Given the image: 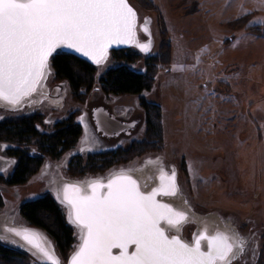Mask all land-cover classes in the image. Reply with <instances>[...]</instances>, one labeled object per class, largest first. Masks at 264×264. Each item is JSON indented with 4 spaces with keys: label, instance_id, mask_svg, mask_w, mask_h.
<instances>
[{
    "label": "rangeland",
    "instance_id": "1",
    "mask_svg": "<svg viewBox=\"0 0 264 264\" xmlns=\"http://www.w3.org/2000/svg\"><path fill=\"white\" fill-rule=\"evenodd\" d=\"M152 1L156 11L146 9L138 0H128L136 11L139 40L152 44L149 51L140 53L132 48L141 57L132 64L108 57L96 66L95 84L84 101L75 100L67 84L54 80L50 70L48 99L16 113L0 108V121L38 113L43 118L38 126L41 133H52L56 124L70 116L83 131L76 146L59 160L43 156L42 166L25 184L8 187L0 183V214H11L16 226H29L18 207L46 194L54 198L49 185L59 176L76 181L105 178L158 160L167 171L176 170L180 193L195 212L215 213L235 229L242 248L231 264H264V36L246 31L251 26L264 27V0ZM142 24L147 26L151 41L140 30ZM163 31L171 47V60L169 66L158 65L152 89L140 96L104 95L98 83L103 72L118 65L143 72L147 59L160 53ZM141 98L161 109L158 150L96 176L70 177L66 166L72 157L85 161L89 154L126 149L143 140ZM49 99L59 100L60 106L50 105ZM128 108L131 110L126 113ZM103 112L115 116L124 128L115 126L118 130L113 129L112 134L103 131L95 121ZM8 148L15 145L0 143L1 177L15 166V160L5 154ZM23 148L32 156H41L34 141ZM61 208L68 222L67 211ZM73 230L72 252L79 244L78 230ZM194 231V225H186L184 239L190 242ZM0 244L19 250L7 242ZM29 258L30 264H43Z\"/></svg>",
    "mask_w": 264,
    "mask_h": 264
},
{
    "label": "snow or ice",
    "instance_id": "2",
    "mask_svg": "<svg viewBox=\"0 0 264 264\" xmlns=\"http://www.w3.org/2000/svg\"><path fill=\"white\" fill-rule=\"evenodd\" d=\"M135 27L136 12L127 0H0V102L17 106L31 96L59 49L96 65L107 60L112 45L136 43L148 52V44L136 41ZM159 181L148 193L123 172L106 183L65 185L57 199L82 239L70 264H231L234 245L226 234L205 230L192 243L169 234L173 228L178 232L187 216L157 199L176 195L174 170L171 175L161 170ZM13 231L44 257V264H60L45 247V237Z\"/></svg>",
    "mask_w": 264,
    "mask_h": 264
},
{
    "label": "trees",
    "instance_id": "3",
    "mask_svg": "<svg viewBox=\"0 0 264 264\" xmlns=\"http://www.w3.org/2000/svg\"><path fill=\"white\" fill-rule=\"evenodd\" d=\"M146 9L156 11L152 0H138ZM247 32L264 36V27L251 26ZM163 44L158 55L149 57L143 72L132 70L126 65L107 68L99 77L98 83L106 96H140L149 92L156 83L158 65L169 66L171 47L166 42V33H161ZM110 59L117 63L132 64L140 59V55L132 48L113 50ZM49 68L54 80L67 84L71 96L84 101L93 89L96 66L71 55L58 52L49 60ZM140 105L145 113V133L142 141L132 142L126 149L116 148L113 151L89 154L84 161L80 156H74L66 166L67 174L72 178L83 179L88 173L96 176L113 166L127 164L135 157L158 150L162 141L161 109L158 105L149 103L144 98ZM43 118L38 113L17 116L0 121V143L15 145L8 148L5 154L15 160V166L6 177L0 176V183L8 186H21L30 176L35 174L43 164V156L59 160L71 151L83 135L81 126L73 116L56 124L50 133H41L38 126ZM34 141L36 151L41 156H32L23 147ZM21 218L27 225L42 230L51 240L60 259L68 260L75 244L74 228L67 222L61 206L52 196L46 194L40 198L22 203L18 207ZM30 255L0 244L1 264H30Z\"/></svg>",
    "mask_w": 264,
    "mask_h": 264
},
{
    "label": "bare ground",
    "instance_id": "4",
    "mask_svg": "<svg viewBox=\"0 0 264 264\" xmlns=\"http://www.w3.org/2000/svg\"><path fill=\"white\" fill-rule=\"evenodd\" d=\"M137 25V21H136ZM136 33V30H135ZM136 41L140 43L141 41L139 40V37L136 33L135 35ZM150 46H152L150 44ZM49 74V72H48ZM48 74L46 77L42 80L41 84H39L37 90L29 97L26 98L19 106H10L7 105L3 102H0V108L5 109L6 111L10 112H17L20 111L21 109L27 108V106L31 104H36L40 103L41 100H43L45 97L48 99V90L46 87V80L48 77ZM56 93V92H55ZM53 95V94H51ZM50 105L58 106L60 104L59 100H50ZM53 103V104H52ZM62 105V104H61ZM60 106V105H59ZM147 164H143L139 168L133 169V170H121V171H116L114 173H125L133 177L139 184L141 190L143 192H147L150 187L153 185V183L156 181L157 175L160 174L161 170L164 171V173L169 174L171 171L176 173L175 169H172L171 171H167V169L163 166L161 162L158 160H151L147 161ZM89 180H83L85 181H90ZM73 182H82V181H76V180H68L65 179L61 176H59L55 181L49 185V190L50 192L57 197L60 195V190L61 188L69 183ZM83 184V183H82ZM85 185V184H84ZM178 186V184H177ZM160 200L165 201L166 203H169L174 207V209L178 211H182L186 214L187 220L184 222V224L181 226L179 231L175 228L169 230V234L171 235L174 233L175 235H178L181 239L184 241L190 243L189 241L185 240L183 237V228L186 225H194L195 231L193 233V238L198 234L199 228L204 225V229L209 230V234H212L215 230H221L223 231L226 235H228L231 238V242L233 243V252H232V261L235 259V257L240 253L241 247H240V237L235 231V229L231 226L228 225L226 222H224L217 214H207V215H202L198 214L195 212L189 204L186 202V200L182 197L179 187L176 196H168V197H160ZM16 224L14 223V220L12 218L11 214L4 213L0 214V241L7 242L9 244H12L16 246L19 249H24L25 247L18 241L15 240L12 235L7 231L9 227H13ZM75 227V226H74ZM78 229V228H77ZM197 229V231H196ZM243 253V252H242ZM41 261L44 264V260L42 259H37ZM231 261V262H232Z\"/></svg>",
    "mask_w": 264,
    "mask_h": 264
},
{
    "label": "water",
    "instance_id": "5",
    "mask_svg": "<svg viewBox=\"0 0 264 264\" xmlns=\"http://www.w3.org/2000/svg\"><path fill=\"white\" fill-rule=\"evenodd\" d=\"M127 3L129 4V2H128V0H127ZM130 5V4H129ZM131 6V5H130ZM132 7V6H131ZM133 8V7H132ZM134 9V8H133ZM135 11V10H134ZM136 12V11H135ZM136 18H137V15H136ZM139 28H140V30L144 33V34H146L148 37H149V40L151 41V35H150V33L148 32V30L147 31H145V28L147 29V26L145 25V24H142V25H140L139 26ZM135 35H136V33H135ZM139 44H148L149 46H150V42L149 41H146V42H140ZM152 45V44H151ZM128 48H135L137 51H139L140 53H145V52H143V51H141L140 50V48L137 46V44L136 43H131V44H121V45H112L109 49H108V53H107V59H108V57H109V55H110V52L111 51H113V50H121V49H128ZM151 48V46L149 47V49ZM58 52H61V53H65V54H68V55H71V56H73V57H75V58H78V59H80V60H82V61H85V62H87L88 64H90V65H93V66H98V65H96L95 63H93L88 57H85V56H83V55H81L80 53H76V52H74L73 50H68V49H59L58 50ZM51 58V57H50ZM50 58H49V60H50ZM41 84V83H40ZM39 86V85H38ZM38 88V87H37ZM33 94V93H32ZM30 97V96H29ZM29 97H26V98H29ZM26 98H24L22 101H21V103L26 99ZM20 103V104H21ZM6 104V103H5ZM19 104V105H20ZM8 105V104H7ZM19 105H17V106H19ZM11 106V105H10ZM16 107V106H15ZM119 128H124V126L123 125H120V124H118V129ZM115 174H120V173H112V174H110V175H108V176H106L105 178H101V177H98V178H95V179H91L90 181H94V180H101V181H104L105 183L107 182V180L108 179H110L113 175H115ZM167 174V173H166ZM172 174V171L168 174V175H171ZM159 176H160V174L159 175H157V177H156V181L153 183V185L150 187V189L147 191V192H145V193H148V192H150V191H152L154 188H157V187H159V184H160V181H159ZM133 178V177H132ZM176 173H175V181H176V184H177V180H176ZM134 179V178H133ZM90 181H85V182H73V183H69V184H66V185H70V184H78V185H81V186H84V184L86 185L88 182H90ZM83 183V184H82ZM65 186V185H64ZM64 186L61 188V190H60V196L62 197V193H63V188H64ZM141 189V188H140ZM103 191V190H102ZM142 191V190H141ZM177 194V193H176ZM176 196V195H175ZM160 197H168V196H158L157 197V199L160 201V202H162V203H166L165 201H162V200H160ZM54 199H55V201L61 206V207H63V208H65L66 209V211H67V218H68V209L63 205V204H61V202H60V200L59 199H57V197H55V195H54ZM166 204H169V203H166ZM170 205V204H169ZM170 206H172V205H170ZM173 207V206H172ZM174 208V207H173ZM176 210V209H175ZM69 223V222H68ZM70 224V223H69ZM184 224V223H183ZM182 224V225H183ZM73 228H75L76 230H78L77 232H78V235H79V244H78V246H77V248L72 252V254L70 255V257L68 258V260H67V262H66V264H70V258L74 255V253H75V251H77L78 250V248H79V245L81 244V242H82V239H81V233H80V230L79 229H77L76 227H74V225H72V224H70ZM181 225V226H182ZM163 227H166L167 228V225H162ZM181 226H180V228H181ZM28 230V231H31V232H36V233H39L41 236H43V237H45L46 238V241H45V247H49L50 246V248L54 251V253H55V256L59 259V257L57 256V254H56V252H55V249H54V247H53V245H52V242H51V240L47 237V235L42 231V230H40V229H37V228H34V227H31V226H13V227H9L8 229H7V231L12 235V237L15 239V240H18L25 248L24 249H19V250H21V251H23V252H25V253H27L28 255H30L33 259H35V260H37V259H42V260H44V257L41 255V254H39V253H37V251L35 250V249H33L29 244H27L23 239H21V237H19V236H16L15 235V232L13 231V230H15V231H23V230ZM205 230H206V232H207V234L208 235H215L216 233H223V234H225L223 231H221V230H215L212 234H209V230H207V229H204V225H202L200 228H199V231H198V234L197 235H199L200 233H203V232H205ZM196 231H197V229H196ZM172 234H174V233H172ZM171 234V235H172ZM196 235V236H197ZM195 236V237H196ZM183 240V239H182ZM184 241V240H183ZM192 241H193V237H192V240H191V242L190 243H192ZM186 242V241H185ZM188 243V242H187ZM202 246H204V247H206V241H202ZM132 249H130V251H131ZM114 251V253L115 252H118V250H113ZM38 261V260H37ZM59 261H60V259H59ZM230 261H232V254L230 255ZM60 264H62L61 263V261H60Z\"/></svg>",
    "mask_w": 264,
    "mask_h": 264
},
{
    "label": "flooded vegetation",
    "instance_id": "6",
    "mask_svg": "<svg viewBox=\"0 0 264 264\" xmlns=\"http://www.w3.org/2000/svg\"><path fill=\"white\" fill-rule=\"evenodd\" d=\"M130 110H131L130 108L126 109V113H128ZM96 118L97 119L95 121H97L101 125L100 127H102L103 131H105V132L108 131L109 133H111L113 129H114V131H116L117 128H115V126H118V124H120L119 122H116L117 119L115 116H112L111 114L106 115V113H104V112H103V114H98V116Z\"/></svg>",
    "mask_w": 264,
    "mask_h": 264
},
{
    "label": "built area",
    "instance_id": "7",
    "mask_svg": "<svg viewBox=\"0 0 264 264\" xmlns=\"http://www.w3.org/2000/svg\"><path fill=\"white\" fill-rule=\"evenodd\" d=\"M38 110H40V108L38 107L35 111H38ZM34 112V111H33Z\"/></svg>",
    "mask_w": 264,
    "mask_h": 264
}]
</instances>
